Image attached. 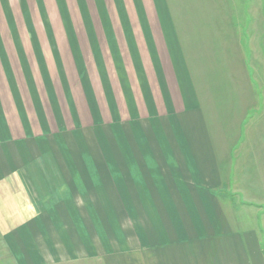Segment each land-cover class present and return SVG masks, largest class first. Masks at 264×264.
<instances>
[{
  "label": "rangeland",
  "instance_id": "1",
  "mask_svg": "<svg viewBox=\"0 0 264 264\" xmlns=\"http://www.w3.org/2000/svg\"><path fill=\"white\" fill-rule=\"evenodd\" d=\"M181 52L216 96L206 105L234 177L222 202L264 253V0H0V264H149L130 230L147 216L111 207L100 166L102 143L144 137L104 124L102 102L109 91L126 115L144 111L154 64L171 76ZM62 247L87 258L62 261Z\"/></svg>",
  "mask_w": 264,
  "mask_h": 264
},
{
  "label": "crops",
  "instance_id": "2",
  "mask_svg": "<svg viewBox=\"0 0 264 264\" xmlns=\"http://www.w3.org/2000/svg\"><path fill=\"white\" fill-rule=\"evenodd\" d=\"M180 55L183 63L170 65L174 84L167 65L154 64L160 84L148 83L142 99L145 110L139 108L135 116L126 115L125 108L113 104L123 103L122 99L109 91L104 94V124L134 123L123 129L130 136L144 138L140 142L118 139L102 143V186L116 201L111 207H116L118 214L147 216L141 228L132 221L130 230L135 245L148 246L149 264H264L258 231L240 228L222 202V188L234 177L210 123L206 103L215 104L216 96L203 90L200 82L206 79L205 74L194 81L184 52ZM175 87H179V94L174 95ZM137 103L141 105L139 100ZM110 163L117 168L115 176L109 173ZM74 167L77 165L66 167L67 172L72 174ZM55 182L61 181L55 178ZM118 235L122 239L116 240H125L124 232ZM62 251V261L72 256L87 258L83 251L73 253L62 247L58 252ZM55 252L46 249L47 255L53 254L51 260H55Z\"/></svg>",
  "mask_w": 264,
  "mask_h": 264
}]
</instances>
